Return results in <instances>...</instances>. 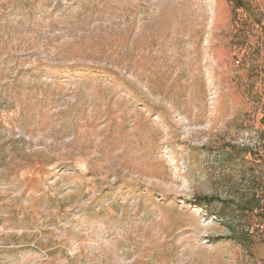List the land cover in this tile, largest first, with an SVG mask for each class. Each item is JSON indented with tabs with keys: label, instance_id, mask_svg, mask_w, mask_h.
Masks as SVG:
<instances>
[{
	"label": "rangeland",
	"instance_id": "374dc122",
	"mask_svg": "<svg viewBox=\"0 0 264 264\" xmlns=\"http://www.w3.org/2000/svg\"><path fill=\"white\" fill-rule=\"evenodd\" d=\"M0 264H264V0H0Z\"/></svg>",
	"mask_w": 264,
	"mask_h": 264
},
{
	"label": "trees",
	"instance_id": "16d2710c",
	"mask_svg": "<svg viewBox=\"0 0 264 264\" xmlns=\"http://www.w3.org/2000/svg\"><path fill=\"white\" fill-rule=\"evenodd\" d=\"M232 1H234L237 6L244 5V0H232ZM202 198L207 199L208 201H211L213 199L212 197H206V196H203Z\"/></svg>",
	"mask_w": 264,
	"mask_h": 264
}]
</instances>
